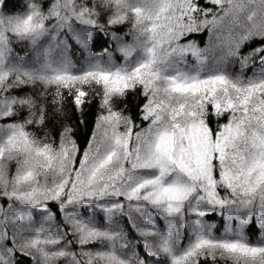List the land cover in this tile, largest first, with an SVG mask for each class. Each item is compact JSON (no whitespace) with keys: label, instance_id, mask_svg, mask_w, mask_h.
I'll return each instance as SVG.
<instances>
[{"label":"snow or ice","instance_id":"1","mask_svg":"<svg viewBox=\"0 0 264 264\" xmlns=\"http://www.w3.org/2000/svg\"><path fill=\"white\" fill-rule=\"evenodd\" d=\"M11 2L0 264H264V0Z\"/></svg>","mask_w":264,"mask_h":264},{"label":"trees","instance_id":"2","mask_svg":"<svg viewBox=\"0 0 264 264\" xmlns=\"http://www.w3.org/2000/svg\"><path fill=\"white\" fill-rule=\"evenodd\" d=\"M12 7H13V4H12L11 0H9L7 10L10 11L12 9ZM126 28H127V26H124L123 30H126ZM197 39H199L201 42V45H203V43L206 42V35L199 36V37H197ZM94 116H95V108L92 109V111L88 114V117H87V119L89 121V131L91 129L92 122L94 120ZM81 146L82 147L84 146L83 139L81 140ZM206 219L209 221V223H216V224L222 226L223 222H222L221 218L217 215H211V216L207 217ZM251 235H252L253 241H256L259 239V235L255 229L251 230ZM90 247L95 248L97 246L91 245Z\"/></svg>","mask_w":264,"mask_h":264}]
</instances>
